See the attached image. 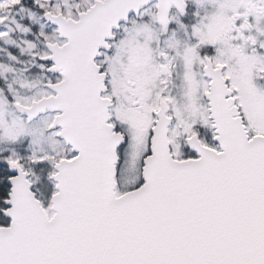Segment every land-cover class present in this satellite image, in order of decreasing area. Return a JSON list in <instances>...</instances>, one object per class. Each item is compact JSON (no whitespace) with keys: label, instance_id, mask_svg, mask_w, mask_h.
Returning a JSON list of instances; mask_svg holds the SVG:
<instances>
[{"label":"snow or ice","instance_id":"snow-or-ice-1","mask_svg":"<svg viewBox=\"0 0 264 264\" xmlns=\"http://www.w3.org/2000/svg\"><path fill=\"white\" fill-rule=\"evenodd\" d=\"M0 264H264V0H0Z\"/></svg>","mask_w":264,"mask_h":264}]
</instances>
